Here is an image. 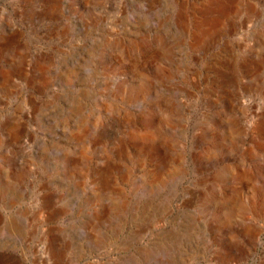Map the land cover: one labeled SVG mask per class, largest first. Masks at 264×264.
I'll return each instance as SVG.
<instances>
[{
	"label": "rangeland",
	"instance_id": "374dc122",
	"mask_svg": "<svg viewBox=\"0 0 264 264\" xmlns=\"http://www.w3.org/2000/svg\"><path fill=\"white\" fill-rule=\"evenodd\" d=\"M0 264H264V0H0Z\"/></svg>",
	"mask_w": 264,
	"mask_h": 264
}]
</instances>
